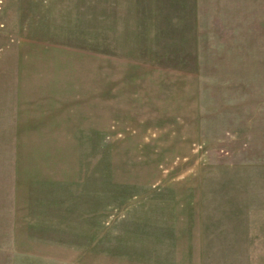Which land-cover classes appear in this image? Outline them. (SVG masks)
Instances as JSON below:
<instances>
[{
  "label": "rangeland",
  "instance_id": "obj_1",
  "mask_svg": "<svg viewBox=\"0 0 264 264\" xmlns=\"http://www.w3.org/2000/svg\"><path fill=\"white\" fill-rule=\"evenodd\" d=\"M45 43L92 62L107 56L124 111L105 143L95 137L76 183L87 237L41 239L50 225L1 224L36 231L0 234V264H100L106 251L158 260L157 236L170 235L173 216L189 232L204 202L208 231L241 238L220 244L252 249L212 262L264 264V0H0L1 79Z\"/></svg>",
  "mask_w": 264,
  "mask_h": 264
},
{
  "label": "crops",
  "instance_id": "obj_2",
  "mask_svg": "<svg viewBox=\"0 0 264 264\" xmlns=\"http://www.w3.org/2000/svg\"><path fill=\"white\" fill-rule=\"evenodd\" d=\"M39 44L32 43L30 51L42 48ZM45 45V51L35 57L20 55L12 61V70L0 78V225L44 223L50 226L43 228L42 234L51 235L36 238L74 241L87 237L85 229L81 232L76 226V183L84 176L95 137L99 135L100 143H105L111 121L119 117L122 106L119 92H109L107 56L92 62L81 51ZM126 98L125 104L131 106L133 99ZM126 108L125 124L133 112ZM198 194L194 195L195 202ZM205 206V202L198 205L201 209L195 211L196 223L189 226V232H180L173 216L170 235L157 236L153 245L158 260L149 256L145 263L137 254L106 251L100 253V264H225L213 263L211 257L251 256V247L236 252L219 243L222 239L240 240L236 234L221 238L219 232L204 227L210 222L207 210L211 208ZM38 212L39 221H28ZM101 224L100 235L104 230ZM13 230L16 234L36 231L32 227H8L5 232L0 226V234ZM7 238L22 239L12 234ZM134 248L130 251L144 249L138 245Z\"/></svg>",
  "mask_w": 264,
  "mask_h": 264
}]
</instances>
